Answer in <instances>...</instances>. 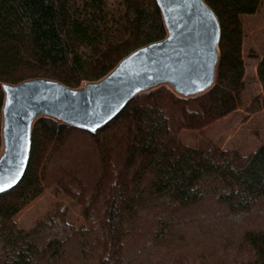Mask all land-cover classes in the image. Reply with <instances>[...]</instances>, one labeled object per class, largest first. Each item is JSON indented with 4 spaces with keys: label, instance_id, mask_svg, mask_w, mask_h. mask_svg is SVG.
<instances>
[{
    "label": "trees",
    "instance_id": "obj_1",
    "mask_svg": "<svg viewBox=\"0 0 264 264\" xmlns=\"http://www.w3.org/2000/svg\"><path fill=\"white\" fill-rule=\"evenodd\" d=\"M204 1L220 24L210 89L182 97L159 85L94 132L34 121L23 177L0 193V264H264V143L242 154L179 137L241 105V17L261 0ZM165 34L155 0H0V151L3 83L47 77L77 88ZM255 74L261 92L248 110L264 111V52ZM68 144L80 156L61 157ZM51 185L79 206L83 223L75 227L56 203L21 228L15 216Z\"/></svg>",
    "mask_w": 264,
    "mask_h": 264
},
{
    "label": "water",
    "instance_id": "obj_2",
    "mask_svg": "<svg viewBox=\"0 0 264 264\" xmlns=\"http://www.w3.org/2000/svg\"><path fill=\"white\" fill-rule=\"evenodd\" d=\"M155 1L165 36L131 51L99 80L77 88L47 77L2 84L0 193L23 177L38 117L94 132L141 92L166 85L177 95L191 97L214 85L220 56L214 11L204 0Z\"/></svg>",
    "mask_w": 264,
    "mask_h": 264
},
{
    "label": "rangeland",
    "instance_id": "obj_3",
    "mask_svg": "<svg viewBox=\"0 0 264 264\" xmlns=\"http://www.w3.org/2000/svg\"><path fill=\"white\" fill-rule=\"evenodd\" d=\"M241 19L244 27V61L246 70V87L242 103L229 115L207 125L201 130H181L179 137L184 143L196 145L200 139H208L220 147L235 149L242 154H247L264 143V111L253 112L248 110L251 98L261 92L260 85L256 79L255 68L257 56L264 52V0H261L256 13L243 15ZM249 52H252L255 57H251L248 54ZM77 144L79 143L74 141L73 146H77ZM71 146L70 144L64 145V149L61 150V157L67 156L66 158H68L71 156L72 159H75L74 154L76 156L81 154V150L78 152L71 149ZM57 158H54L53 161ZM79 160L80 162H77L82 164L81 159ZM51 171L49 173L53 174L54 172ZM72 202L73 200L67 197L62 190L57 187L55 191L51 185L39 197L22 209L15 216V220L21 228L28 229L35 221L51 211L56 203H63L69 208L67 220L75 227H78L83 223V220L79 215V206H72Z\"/></svg>",
    "mask_w": 264,
    "mask_h": 264
}]
</instances>
